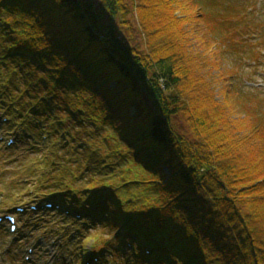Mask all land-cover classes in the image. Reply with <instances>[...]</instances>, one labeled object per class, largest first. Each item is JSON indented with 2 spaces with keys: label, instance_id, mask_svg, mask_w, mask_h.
<instances>
[{
  "label": "trees",
  "instance_id": "obj_1",
  "mask_svg": "<svg viewBox=\"0 0 264 264\" xmlns=\"http://www.w3.org/2000/svg\"><path fill=\"white\" fill-rule=\"evenodd\" d=\"M230 1L0 0V110L49 126L35 189L100 264H264L262 29Z\"/></svg>",
  "mask_w": 264,
  "mask_h": 264
},
{
  "label": "rangeland",
  "instance_id": "obj_2",
  "mask_svg": "<svg viewBox=\"0 0 264 264\" xmlns=\"http://www.w3.org/2000/svg\"><path fill=\"white\" fill-rule=\"evenodd\" d=\"M230 2L235 5L243 2L249 11L252 10L256 16L258 15L257 19H252L251 16H247L249 18L247 20L237 19V26L234 22L230 24L234 26L233 29L235 26L242 29L241 32L244 31L246 24L249 26L257 24L258 28L262 29L261 40L257 42L258 48L256 49L263 59L259 57V66L254 68L249 67L252 63L245 59L243 61V76L246 87L264 89V0H232ZM211 16L212 20L213 18L214 20L222 18L219 12L212 13ZM122 34L124 35V33ZM231 35L240 37L236 31ZM134 39L139 40L137 36ZM242 54L246 58L247 53L243 52ZM248 63L250 64L248 65ZM27 107L31 108L30 105ZM3 119L8 120L0 122V215L6 213L15 215L17 230L11 233L8 231V223L0 224V264H100L91 258L93 251H90V243L81 242L84 230L80 226H73L72 223L67 224L70 221L60 222V217L56 214L58 208L55 206L45 208L48 199L35 189L37 178L47 173L46 168L50 169L58 165L55 163V166H50L54 162H49V165L44 167L38 165L36 161L39 160L42 153H51L52 151V149L47 150L50 139H42L44 135L49 137V134H45L43 130V128L48 129L49 126H46L44 122L36 123L40 138L33 141L25 139L23 134L25 125L20 129L11 128L14 118L5 115L0 110V121ZM46 129L45 131L49 130ZM64 140L61 138L62 143ZM10 141L13 142L9 145ZM74 144L76 147L77 141H74ZM77 147L79 146L77 145ZM16 208L23 210L20 213L16 211ZM60 212L62 211L60 210ZM77 218L82 219L81 217ZM77 218L74 216L75 221H80ZM83 250L87 256H81V253H85ZM103 258L110 261L106 256Z\"/></svg>",
  "mask_w": 264,
  "mask_h": 264
},
{
  "label": "bare ground",
  "instance_id": "obj_3",
  "mask_svg": "<svg viewBox=\"0 0 264 264\" xmlns=\"http://www.w3.org/2000/svg\"><path fill=\"white\" fill-rule=\"evenodd\" d=\"M57 214H58V217H64L65 219H71V218H69L68 215L64 214L63 212H58ZM64 215H66V216H64ZM77 219H79V218H77ZM43 227H44V226H43ZM81 256H87V255L84 253V254L81 255Z\"/></svg>",
  "mask_w": 264,
  "mask_h": 264
}]
</instances>
